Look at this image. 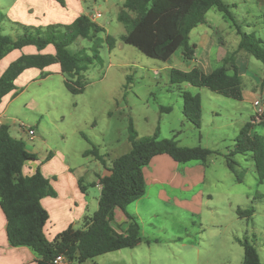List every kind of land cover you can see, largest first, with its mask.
Segmentation results:
<instances>
[{"label": "rangeland", "instance_id": "1", "mask_svg": "<svg viewBox=\"0 0 264 264\" xmlns=\"http://www.w3.org/2000/svg\"><path fill=\"white\" fill-rule=\"evenodd\" d=\"M68 2L74 3L73 0ZM75 2L82 14L92 17L100 13L101 17L95 22L103 28L96 38L79 39L69 48L73 54L85 50L92 55V47H99L102 61L90 65L84 73V93L71 94L61 74L45 79L39 75L36 80L22 77L17 82V97L4 99L0 106L1 113L6 111L14 138L29 145V135L19 125L24 123L36 130V137L41 141L40 145L36 144L37 158L39 165H45V174L59 175L65 166L91 168L89 162L93 157L84 154L93 147L107 156L106 160L129 152L130 122L140 138L153 136L159 128V139H175L182 147L202 146L219 153L211 156L206 165L200 162L177 165L173 173L182 180L186 179L187 170L200 175L193 183L186 179L178 187L165 181L148 184L146 195L127 208L139 221L144 238L141 245L84 264H243L244 249L238 239L246 237L255 245L264 264V184L258 182L250 154L234 157L235 173L226 161L235 139L254 117L252 104L248 99L236 101L207 88L172 83V69L190 71L195 64L183 62L180 52L170 62L152 59L124 43L122 36L127 34V28L118 21V16L125 0ZM226 2L232 6L244 32L264 39V26L258 19L246 17L245 21L244 14L233 6H242V0ZM23 4L22 0H0L3 35L15 38L23 34V29L13 24ZM206 17L220 33L219 39L234 45L238 37L232 22L226 21L217 10L210 11ZM204 28V25L199 26L198 30ZM196 32L191 43L198 38ZM108 35L116 39L112 50L106 42ZM15 57L16 54L8 56L1 69ZM249 58V71L263 77V63ZM254 85V81L245 78L247 93H261ZM184 92L201 97L200 129L183 115ZM253 131L264 137V127L255 125ZM50 152L52 162L47 161ZM89 191L92 195L99 194L96 188L90 187ZM252 207L255 215L251 219H241L236 213L238 209Z\"/></svg>", "mask_w": 264, "mask_h": 264}, {"label": "trees", "instance_id": "2", "mask_svg": "<svg viewBox=\"0 0 264 264\" xmlns=\"http://www.w3.org/2000/svg\"><path fill=\"white\" fill-rule=\"evenodd\" d=\"M53 1L66 7L65 0ZM231 8L226 0H125L118 16V21L127 28L122 41L152 59L168 62L180 52L185 62H191L195 59L197 46L190 43V34L193 29L206 23L209 11L217 10L236 28L240 37L238 49L228 52L222 65L210 74L199 68L188 72L172 69L171 81L174 84L186 83L197 88H207L223 97L242 101L244 86L236 64L238 54L243 51L264 65V40L254 33L244 32ZM21 27L23 34L15 38L0 32V63L14 51H23L28 47L35 48L37 53L22 54L3 73L0 72V106L17 89L16 81L25 71L44 70L53 65H59L60 73L66 78V89L71 94H83L86 89L84 73L90 65L102 61L100 50L95 45L92 47V55L85 50L73 54L69 48L79 39L96 38L103 28L85 14L67 25ZM106 42L110 50L116 45V39L110 35ZM49 47L54 48V54L45 53ZM182 96L184 117L200 129L203 114L201 97L189 92H184ZM257 125L264 127V117ZM254 127L251 122L245 124L235 139L233 150L226 156V161L228 168L235 173L237 163L234 157L250 154L255 163L258 182L262 185L264 137L253 133ZM159 133L158 128L153 136L140 138L134 124L130 122L131 149L110 161V167L107 166V156H102L96 147L86 151V157L92 156L109 171V175L100 178L98 184L101 186L98 211L92 216H86L81 228L70 226L53 241H49L45 227L50 215L42 201L46 197H56L57 194L40 169L31 176L23 175L25 164L37 161L38 158L27 151L23 140L11 135L9 125H2L0 206L7 219L10 245L33 250L38 256L37 264H53L59 255L67 256L70 264H84L97 257L124 249H135L141 245L144 238L139 221L128 213L127 208L146 194L144 169L155 157L161 155H167L182 165L193 162L206 165L211 156L219 155L202 146L182 147L175 139H159ZM52 155L49 154L48 160ZM238 181L241 182L240 179ZM80 185L85 192L82 181ZM116 209H121L130 222L125 234L118 233L112 227ZM236 213L241 219H251L255 215V208L238 209ZM238 242L244 249L243 264H263L248 237L238 239Z\"/></svg>", "mask_w": 264, "mask_h": 264}, {"label": "crops", "instance_id": "3", "mask_svg": "<svg viewBox=\"0 0 264 264\" xmlns=\"http://www.w3.org/2000/svg\"><path fill=\"white\" fill-rule=\"evenodd\" d=\"M22 1L24 4L15 17V23H13L14 25L20 26V28H22L21 26L47 27L54 24L67 25L73 23L77 17L82 15L81 12H78L80 9L76 5L75 0H73V4H69L68 0H65L66 7H62L58 2L53 0ZM242 2L244 3L242 6L233 5L236 6V10L240 11L241 14H244L242 18H244V20L246 19V17H249V19L252 20L258 19L259 23L264 26V0H242ZM247 24L248 26H252V23L250 22H247ZM203 25L205 26V28L202 30H198L199 26ZM199 26L193 29L190 34V43L191 38L196 31V34L198 36L194 43H191L192 45H196L197 49L195 59L191 61V63H194L195 66H193L190 71L194 68H199L204 73L210 74L216 68L222 65L223 59L226 57L228 52H233L238 49L240 37L236 33L235 35H237L238 39L235 41L234 45H231L227 41L219 39L220 33L216 32V29H214L215 25L210 23L207 19L205 24ZM35 53H37V50L33 47L25 48L23 51H14L10 55L16 54V57L9 62L4 70L1 69L3 62L10 55H8L3 61H1L0 72L3 73L10 65V63H12L22 54ZM45 53L54 54V48L49 47L45 51ZM179 57L183 62H185L182 54H179ZM236 64L239 68L240 75L243 78V86H245L246 78L251 82H255V90L260 88L261 93H257L256 91L247 93L245 89L243 90V100L248 99L254 108L255 101H257L258 99L264 100V76L259 77L257 75H253L249 71L250 58L243 51L238 54ZM53 74H61L59 65H54V68L48 67L44 70L30 69L25 71L18 78V80L16 81V86L17 82L22 77H25V79L27 80L29 78L36 80L35 78L39 75H41V79H45ZM17 90L18 88L6 98L11 97V100L16 98L18 95ZM5 114L6 111L2 113L0 112V124L10 126V123ZM29 140L30 144H26V149L28 152L37 156V153L39 151L36 144H41L40 138L35 136V138L32 140L29 137ZM51 153L52 152H50L49 154ZM50 160L51 159L48 160L47 157V161ZM109 160L112 161L111 159H108V167L111 166ZM50 162H52V160ZM89 163H91L92 165L91 168L85 165L79 167L65 166L62 173L57 175L55 172H53L50 175L51 177L45 174V165H39V160L29 161L25 164L23 168L24 176H31L37 171V169H40L44 176L50 180L51 185L57 194L56 197H46L42 201L44 208L50 215V219L45 227V234L49 241H53L57 237V235L68 229L70 226L81 228L84 218L86 216H92L98 211L99 198L101 194V189L99 188L98 184L100 178L109 175V171L95 158H93V160H90ZM177 165L178 163H176L171 157L167 155L155 157L152 160L151 164L144 169L146 189L148 184H154L156 182L162 181L168 182L173 187H178L181 186L186 181V179L191 180V182L193 183V180L197 176H200L195 175V171L187 170L186 179L182 180L178 177L177 174L175 175V173H173L178 169ZM80 181H82V187L84 188L85 192H83L81 189ZM93 185L96 186L93 187ZM90 187L96 188L99 191L98 196L96 194L92 195V193L89 191ZM129 223L130 222L128 221L125 213L121 209H116L115 220L114 222H112V227L118 233L125 234L129 227ZM37 261V254L30 248L12 247L10 245L7 235V219L0 206V264H37Z\"/></svg>", "mask_w": 264, "mask_h": 264}, {"label": "built area", "instance_id": "4", "mask_svg": "<svg viewBox=\"0 0 264 264\" xmlns=\"http://www.w3.org/2000/svg\"><path fill=\"white\" fill-rule=\"evenodd\" d=\"M100 17H101L100 13H95L90 18L93 21H95L96 19ZM254 110H255L254 111L255 114H254L253 119L251 120V123L253 125H257L264 117V100L263 99H258L257 101L254 102ZM1 126L2 124H0V127ZM19 127L21 130L26 131L32 140L35 138L36 130L34 129V127L27 126L24 123H21ZM99 188L101 189L100 185H99ZM53 264H70V261L67 256L59 255L58 257L55 258V260L53 261Z\"/></svg>", "mask_w": 264, "mask_h": 264}]
</instances>
